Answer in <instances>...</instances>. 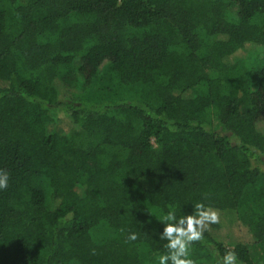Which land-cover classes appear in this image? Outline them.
<instances>
[{
  "label": "trees",
  "instance_id": "1",
  "mask_svg": "<svg viewBox=\"0 0 264 264\" xmlns=\"http://www.w3.org/2000/svg\"><path fill=\"white\" fill-rule=\"evenodd\" d=\"M254 45L264 0H0V264H157L162 216L200 202L220 223L196 264H264Z\"/></svg>",
  "mask_w": 264,
  "mask_h": 264
},
{
  "label": "clouds",
  "instance_id": "2",
  "mask_svg": "<svg viewBox=\"0 0 264 264\" xmlns=\"http://www.w3.org/2000/svg\"><path fill=\"white\" fill-rule=\"evenodd\" d=\"M8 181L9 173L0 169V190L7 189ZM161 223L163 228L158 238L166 241V253L157 256V264H196L191 258V248L204 240V233L210 230L211 225L220 223V213L218 209L200 202L195 204L191 214L178 216L176 209L169 206V211L162 216ZM137 239L136 233H130L125 243ZM216 257V264H238V257L233 249L226 251L223 256L217 252Z\"/></svg>",
  "mask_w": 264,
  "mask_h": 264
},
{
  "label": "rangeland",
  "instance_id": "3",
  "mask_svg": "<svg viewBox=\"0 0 264 264\" xmlns=\"http://www.w3.org/2000/svg\"><path fill=\"white\" fill-rule=\"evenodd\" d=\"M239 58L244 59L247 66L252 67L255 63V58L259 56L264 60V47L262 46H251L239 53ZM102 71L100 70V73ZM70 128V124L66 121L60 122L56 129L60 132H68ZM264 133V132H263ZM218 237L226 244H234L236 242H245L247 240V236L241 228L237 226H232L230 229L220 230L218 233ZM250 252L253 260L256 264H262V256L255 247H250ZM206 264H212V260H207Z\"/></svg>",
  "mask_w": 264,
  "mask_h": 264
}]
</instances>
